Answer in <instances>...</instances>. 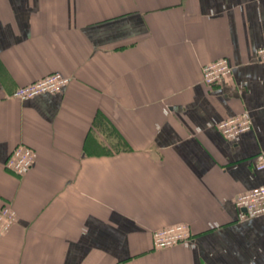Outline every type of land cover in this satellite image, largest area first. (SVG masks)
Here are the masks:
<instances>
[{
    "label": "crops",
    "instance_id": "0c3cea01",
    "mask_svg": "<svg viewBox=\"0 0 264 264\" xmlns=\"http://www.w3.org/2000/svg\"><path fill=\"white\" fill-rule=\"evenodd\" d=\"M264 0H0V264H264ZM228 58L217 85L203 67ZM60 72L56 94L13 98ZM249 113L236 138L217 125ZM37 153L19 176L6 167ZM188 224L193 240L155 246Z\"/></svg>",
    "mask_w": 264,
    "mask_h": 264
},
{
    "label": "built area",
    "instance_id": "2783aa9c",
    "mask_svg": "<svg viewBox=\"0 0 264 264\" xmlns=\"http://www.w3.org/2000/svg\"><path fill=\"white\" fill-rule=\"evenodd\" d=\"M258 61L264 63V45L255 51ZM234 66L228 58H220L203 67V80L209 85H217L231 76ZM70 78L60 72L51 73L44 78L26 86L17 88L12 97L25 100L41 94L59 93ZM223 136L229 139L250 131L253 128V118L249 113L237 114L221 120L217 125ZM36 151L24 144L17 146L9 155L6 167L13 173L23 176L36 162ZM258 170H264V156L259 158ZM242 210L240 220H247L264 215V185L239 194L235 200ZM17 220V212L11 205H5L0 210V238L5 235ZM155 246L159 249L186 244L193 240V233L188 224L179 223L159 228L153 233Z\"/></svg>",
    "mask_w": 264,
    "mask_h": 264
}]
</instances>
